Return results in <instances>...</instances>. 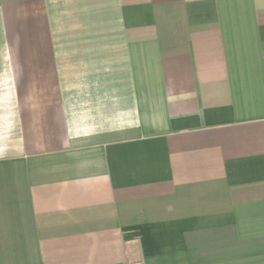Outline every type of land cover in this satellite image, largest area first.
Segmentation results:
<instances>
[{"label": "crops", "instance_id": "obj_1", "mask_svg": "<svg viewBox=\"0 0 264 264\" xmlns=\"http://www.w3.org/2000/svg\"><path fill=\"white\" fill-rule=\"evenodd\" d=\"M0 264H264V0H0Z\"/></svg>", "mask_w": 264, "mask_h": 264}]
</instances>
